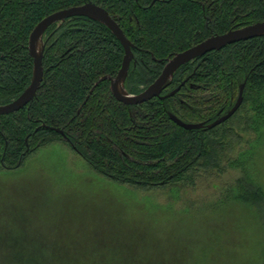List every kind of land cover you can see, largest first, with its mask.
I'll return each mask as SVG.
<instances>
[{
    "label": "trees",
    "instance_id": "16d2710c",
    "mask_svg": "<svg viewBox=\"0 0 264 264\" xmlns=\"http://www.w3.org/2000/svg\"><path fill=\"white\" fill-rule=\"evenodd\" d=\"M88 1L103 7L134 45L123 82L131 94L155 80L168 56L213 34L264 21V0H0V105L31 81L28 40L34 26L50 13ZM42 44L44 75L34 99L0 115V169L23 167L40 148L62 143L130 193L168 189L176 196L202 176L240 168L242 176L227 197L264 222V190L248 170L256 144L233 156L244 134L259 139L264 133V35L181 65L162 94L184 82L176 93L138 105L117 100L109 80L101 79L117 74L124 55L104 24L73 16L49 26ZM244 81L235 113L206 127L234 105ZM170 114L203 126L185 129Z\"/></svg>",
    "mask_w": 264,
    "mask_h": 264
},
{
    "label": "rangeland",
    "instance_id": "374dc122",
    "mask_svg": "<svg viewBox=\"0 0 264 264\" xmlns=\"http://www.w3.org/2000/svg\"><path fill=\"white\" fill-rule=\"evenodd\" d=\"M244 138L233 156L256 144L248 170L264 190V133ZM241 176L130 193L62 143L42 147L0 169V264H264V222L227 197Z\"/></svg>",
    "mask_w": 264,
    "mask_h": 264
},
{
    "label": "water",
    "instance_id": "95a60500",
    "mask_svg": "<svg viewBox=\"0 0 264 264\" xmlns=\"http://www.w3.org/2000/svg\"><path fill=\"white\" fill-rule=\"evenodd\" d=\"M73 16H85L104 24L109 28V30L122 44L124 49V55L120 69L114 77L104 76L101 79H109L111 92L114 97L117 100L128 105H138L155 97H159L162 99L168 95H173L176 91H178L180 86L176 87L169 94L166 95H162L161 92L169 83L176 69L182 64H185L190 60L202 56L212 50L220 49L228 44L264 35V21L229 29L223 33L213 34L208 38L202 40L201 42L191 47H188L183 51L175 53L173 57L167 60V63L165 64L164 68L151 84H149L140 93L131 94L125 90L123 82L127 75L129 63L133 57V53L131 51V47L133 46V44L129 41V39L125 37L123 31L116 23V21L111 18V16L103 7L90 1L85 2L81 5L63 8L45 16L34 26L33 30L31 31L28 40V51L33 60V73L31 81L29 85L16 98L6 104L0 105V115L18 111L28 105L34 99L36 91L40 87L44 75L42 63V36L46 29L52 24L62 22L65 19ZM244 85L245 81L239 87L238 96L234 105L227 112L219 115L215 120L208 123L206 127H214L224 122L226 119H228L235 113L243 99L242 94ZM170 118L177 125L188 130L200 128L203 126L202 122L187 123L172 114H170ZM50 129H53L57 132H62L59 128L50 127Z\"/></svg>",
    "mask_w": 264,
    "mask_h": 264
},
{
    "label": "flooded vegetation",
    "instance_id": "af4514ba",
    "mask_svg": "<svg viewBox=\"0 0 264 264\" xmlns=\"http://www.w3.org/2000/svg\"><path fill=\"white\" fill-rule=\"evenodd\" d=\"M133 47H134V45L131 47V51H132V53H133ZM171 57H173V55H172V56H168V57L165 59L164 66H165V64L167 63V60H168L169 58H171ZM192 60H193V59H192ZM190 61H191V60H190ZM132 62H133V57H132V59H131V61H130V63H129L128 71H129V69H130V66H131ZM121 64H122V63H121ZM182 65H183V64H182ZM164 66H163V68H164ZM120 67H121V66H120ZM163 68H162V69H163ZM178 68H179V67H178ZM178 68H177V69H178ZM119 69H120V68H119ZM177 69H176V70H177ZM128 71H127V74H128ZM161 71H162V70H161ZM126 76H127V75H126ZM109 77H110V76H109ZM125 78H126V77H125ZM108 80H109V79H108ZM170 80H171V79H170ZM109 82H110V81H109ZM169 83H170V81H169ZM169 83H168V84H169ZM182 83H184V82H182ZM182 83H181V84H182ZM168 84L165 86V88L168 86ZM181 84H179L178 86L181 87ZM178 86H177V87H178ZM180 87H179V88H180ZM165 88H164V89H165ZM110 89H111V88H110ZM164 89H163V91H164ZM174 89H175V88H174ZM178 90H179V89H178ZM163 91L161 92V94L163 93ZM171 91H172V90H171ZM171 91H170V92H171ZM170 92H169V93H170ZM176 92H177V91H176ZM176 92H175V93H176ZM169 93H168V94H169ZM162 95H163V94H162ZM165 95H166V94H165ZM168 96H169V95H168Z\"/></svg>",
    "mask_w": 264,
    "mask_h": 264
}]
</instances>
